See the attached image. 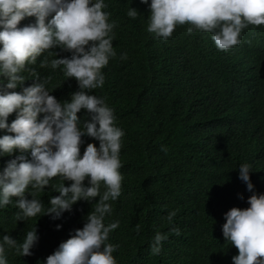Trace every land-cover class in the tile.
Returning <instances> with one entry per match:
<instances>
[{
    "label": "trees",
    "instance_id": "obj_1",
    "mask_svg": "<svg viewBox=\"0 0 264 264\" xmlns=\"http://www.w3.org/2000/svg\"><path fill=\"white\" fill-rule=\"evenodd\" d=\"M175 2L61 0L52 33L18 38L35 5L0 0V80L54 100L27 187L0 131V264H264V0L195 31Z\"/></svg>",
    "mask_w": 264,
    "mask_h": 264
},
{
    "label": "clouds",
    "instance_id": "obj_2",
    "mask_svg": "<svg viewBox=\"0 0 264 264\" xmlns=\"http://www.w3.org/2000/svg\"><path fill=\"white\" fill-rule=\"evenodd\" d=\"M39 1L30 0L31 5L33 7L35 5V10L29 16L28 27L20 25L13 32L18 38L34 32L32 31L34 27L45 36L53 32L52 27H58L56 11L61 8V0H43L40 3ZM38 5H40L39 10H37ZM230 6L232 7V0H176L175 22L178 28L184 26L188 29L192 27V31L206 30L210 26L208 21L211 19L226 22ZM5 24L0 26V32ZM226 49L228 50V46ZM17 68L13 75H9L7 81L0 80V100H15L12 106H4L5 112L0 113V131L6 128L11 130L4 135L7 151L1 155L3 160L12 162L16 169V175L7 179L8 188L19 190L20 185L25 187L29 185L31 173L28 163L33 162L43 149L52 150L53 137L49 122L54 100L48 95L43 80H39L32 72ZM57 190L63 195L64 210L74 212V205L70 201V181L67 177L59 178ZM6 203L7 200L0 201L1 205ZM28 208L30 212L36 210L34 204ZM219 234L222 237L228 235L225 230H220ZM5 254L7 255V248ZM170 261L167 264L178 263L177 260Z\"/></svg>",
    "mask_w": 264,
    "mask_h": 264
}]
</instances>
